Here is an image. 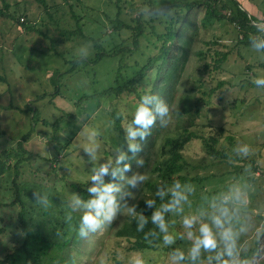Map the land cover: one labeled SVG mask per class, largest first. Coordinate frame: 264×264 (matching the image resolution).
<instances>
[{"label": "rangeland", "instance_id": "374dc122", "mask_svg": "<svg viewBox=\"0 0 264 264\" xmlns=\"http://www.w3.org/2000/svg\"><path fill=\"white\" fill-rule=\"evenodd\" d=\"M129 1H133L131 5ZM175 1L179 0H122L120 11L117 0H80L70 4L45 0L46 11L45 5L37 0H0V8L5 13L0 15V154L17 149L21 141L24 153L20 156L30 159L20 166L18 181L21 185L40 184L53 188L59 201L68 204L70 195L77 194L76 186L86 189V184L94 183L89 181L93 167L110 159L114 162L117 148L127 150L124 136L112 127L111 113L117 110L123 113L125 120L130 119L139 96L125 94L115 99L110 94L95 96L112 82V79L109 81L112 76L108 77L107 73L118 67L119 59L69 73L68 61L76 59L75 50L86 41L80 34L68 39L62 37L61 30H76L80 25L86 37L98 40L111 51L132 43L133 32L125 27L136 25L135 13L139 8L154 9L158 8L156 4ZM225 1L231 4L230 0ZM251 1L264 7V0ZM230 6L235 10L232 4ZM226 11L220 8L219 15H225ZM150 16L143 18L147 20ZM18 19L21 22L25 19L24 23L28 27L33 25L41 35L19 26ZM187 20L191 23L187 29L191 35V54L179 83L171 91L173 99L168 102L167 97L163 98L170 105L168 124L161 129L155 143L153 137L146 139L149 144L146 152L128 153L126 162L130 167L124 173V180L108 174L103 179L105 183L111 181L123 188L127 178L134 173H144V183L131 189L132 198H125L129 206L136 205L137 211L138 202L154 197L150 186L164 182L162 172L171 153L165 145L167 137L186 135L187 128L188 131L196 130L205 139L192 140L183 151L189 164L186 175L193 179L188 183L194 189L183 214L193 212L204 203V197L224 190L236 180L250 181L253 190L247 210L253 227L242 238L248 241L251 252L264 246V88L253 83L254 77L264 76V53L241 43V31L227 18L214 17L205 23V5L189 12ZM118 25L123 28L115 33L114 27ZM88 45L87 58L91 59L96 51L92 43ZM222 58L224 61L217 69V61ZM134 60L128 58L126 63L131 65ZM57 72L63 75L55 76ZM53 76L58 78L56 86L52 84ZM142 89L137 88L138 94ZM42 95L45 96L39 98ZM197 99H201L199 115L187 112L182 117L179 111L185 108L194 111ZM27 103L38 111L35 121ZM68 114L73 116L75 123L63 122ZM57 121H60L58 134ZM83 130L98 132L96 160H91L83 151L86 142L80 135ZM238 143H247L250 155L229 163L232 148ZM209 145L218 151L215 155L210 153ZM17 159L8 164L14 166ZM138 159H146V164H137ZM12 178V174L0 175V261H5L24 238L17 221L19 208L9 205L13 200ZM76 212L82 214L83 209ZM133 216L125 209L101 232L87 239L80 238L70 249L71 264H101V261L103 264H117L116 261L128 264L132 254H139L144 264H167L171 248L187 250L190 244L187 239H176L168 246L161 241L153 249L130 250L132 242L118 237L117 233ZM171 221L169 231L182 234L180 216L172 213ZM257 264H264V259Z\"/></svg>", "mask_w": 264, "mask_h": 264}, {"label": "trees", "instance_id": "16d2710c", "mask_svg": "<svg viewBox=\"0 0 264 264\" xmlns=\"http://www.w3.org/2000/svg\"><path fill=\"white\" fill-rule=\"evenodd\" d=\"M41 4H44L47 11V5L45 0H37ZM63 3L70 4L71 2H80V0H62ZM122 0H117V6L119 10L120 3ZM130 5L133 1H129ZM231 4L235 7L230 6L225 0H208L202 2L201 0H186V1H175L172 3H164L162 5L156 4L158 8L161 9L163 15H153L149 19H144L143 16H136L135 26L126 25L133 32L132 43L130 45L121 46L115 48L111 51L103 47L98 40L86 37L83 34V28L78 25L76 30H61L60 35L65 38L78 37L80 34L86 42L92 43L95 48V55L93 58H86L84 60L68 61L70 64V69L67 72L76 71L79 68L89 67L93 68L94 65L101 66L103 64H111L112 60L119 59L118 67L107 73L112 78L109 81L112 82L107 88H104L102 92L95 93V96H105L110 94V96L115 99L119 98L120 95H137L140 97L143 94L154 93L161 98L173 99L171 91L176 88L179 83L181 75L184 72L188 57L191 54V35H188L187 29L190 28V22L187 20L188 13L194 10L196 7L201 5L206 6V19L208 23L212 18L218 17L223 19L224 17L230 20L236 27L241 31L242 38L241 43L249 46L250 36H261L264 33L257 32L253 21L257 23L264 24V19L254 18L249 14V12L242 8L241 3L237 0H230ZM71 7H73L71 5ZM220 8L222 10H227L225 15H219ZM132 9V8H131ZM119 11V12H120ZM169 12V15L167 13ZM0 15H5L4 11L0 8ZM18 19L19 26H24L28 32L36 29L33 25L28 27L25 19ZM123 26L114 27L115 33H119ZM39 32L38 30H34ZM186 31V36H185ZM184 34V35H183ZM41 35V32H39ZM186 37V38H185ZM188 37V38H187ZM185 38V39H184ZM143 43L146 44L143 47ZM175 53H179L175 56ZM264 53V52H262ZM135 59L133 64H127L126 59ZM224 58L217 61L216 68L219 69ZM125 69L132 70L128 74ZM62 76V73H56L55 76ZM54 76L51 78L53 79ZM57 77L54 78V85L56 86ZM108 81V79H106ZM143 87L140 94L137 92L138 87ZM42 95L39 98H43ZM170 96V97H169ZM201 104V99L196 100L194 105V111L190 109H182L179 114L184 117L187 112H190L193 116H198L200 113L199 106ZM27 103L26 106L30 110V115H32L33 121H35L38 111L36 108L30 106ZM189 110V111H188ZM67 117L63 122L75 123L73 116L65 115ZM62 118L60 119V121ZM60 121L56 123V131L60 129ZM65 122V123H66ZM112 127L120 132L121 136H124L123 126L126 125L127 120L124 119L123 113L114 110L111 113ZM192 118H189V123L192 125ZM64 123V124H65ZM163 127L159 124H153L151 126L148 135L144 140H139L140 152L144 153L149 149V144L146 143V139L152 138V142L155 143V138L160 135L161 129ZM186 135H181L177 138L167 137L166 147L170 155H168L166 166L162 172L163 183L158 185H151L150 190L155 194L157 187H163L172 182L179 180L181 183L192 182L186 172L189 164L187 163L185 157L183 156V151L188 146V144L195 139L204 140L203 134L196 130L186 129ZM165 136V135H164ZM209 151L212 155H215V148L209 145ZM21 151V153L19 152ZM24 153V147L19 141L18 148L7 150L0 154V175L4 174L13 175L11 183L14 185L13 200L9 205L12 207H18L17 221L24 233V238L22 244L16 248L11 254L7 256L5 261H0V264H71L73 261V256L70 253L72 245L79 241L80 237L76 235V226L79 222V217L81 213L72 211L68 204L59 201L57 198L56 191L53 188H47L46 186L36 184V185H21L18 179L21 176L20 166L24 161L30 159L23 158L20 156ZM17 156L19 159H17ZM165 156L167 153L165 152ZM12 159H17L14 166L8 163ZM146 164V159L144 161ZM204 179L203 177H201ZM90 184H86V189H80L76 186L77 194L81 196L82 199H87L89 194L87 192V187ZM126 187V185L124 186ZM42 193L46 195L49 200L47 207L35 203L34 193ZM156 200L154 207H159L162 202L158 197L154 195L152 198ZM167 200V195L164 201ZM145 200L138 202L137 211L142 212L146 217L151 215L153 209L147 208L144 204ZM7 205L6 203H2ZM2 205L0 204V207ZM167 219V216H166ZM136 217L133 216L129 221H127L121 229H119L117 235L118 237L126 238L129 242H132L130 250H144L153 249L158 245L160 240V234L156 229L155 225L151 222L145 224L142 231L136 230ZM149 230L156 232L155 237L147 236L146 233ZM117 264H124L122 261H116Z\"/></svg>", "mask_w": 264, "mask_h": 264}, {"label": "clouds", "instance_id": "9594fccd", "mask_svg": "<svg viewBox=\"0 0 264 264\" xmlns=\"http://www.w3.org/2000/svg\"><path fill=\"white\" fill-rule=\"evenodd\" d=\"M163 15L162 10L141 7L137 10V16ZM169 15V12L167 13ZM257 32L264 33V24L253 21ZM249 46L256 52H264V35L250 36ZM77 60H84L89 55V45L85 42L75 50ZM253 83L258 88H264V76H256ZM170 119V105L158 95L143 94L139 97L131 118L123 126L126 151L116 149L114 162L112 159L107 163L93 167L90 172L87 187L90 194L87 199L72 193L68 201V207L72 211L83 209L76 226V235L81 239H87L91 234L101 232L105 226L123 211L136 217V230L142 231L145 224L151 222L160 234V240L165 246L172 245L176 239H187L190 241L186 251L180 248H171L167 256V264H257L264 259V246H259L249 252V244L242 237L249 233L253 225L250 213L247 210L249 195L253 190L250 181L236 180L227 185L222 191L215 192L204 197V203L189 213H184L185 205H189V197L194 189L191 184L181 183L179 180L170 185L157 187L155 196L162 202L159 207H154L156 200L146 199L144 204L153 209L150 216L136 211V205L129 206L127 198L133 197L131 189L142 185L146 179L144 173H134L127 178L126 187H121L114 182H104V175L124 180V173L129 170L128 153L135 154L140 150L139 140H144L151 126L158 121L159 126H166ZM80 135L85 139L82 147L84 153L91 160H96L99 142L98 132L83 130ZM251 148L247 143H238L232 148V156L229 163H235L238 159L247 158ZM137 164L142 165L144 161L138 159ZM111 166V167H110ZM35 203L47 207L49 200L42 193H34ZM167 195V200L164 201ZM180 216V224L183 233L173 234L169 231L172 223L171 214ZM167 216V219H166ZM155 237L156 232L149 230L145 234ZM101 264L103 262L101 261ZM128 264H144L139 254H132L128 258Z\"/></svg>", "mask_w": 264, "mask_h": 264}, {"label": "crops", "instance_id": "0c3cea01", "mask_svg": "<svg viewBox=\"0 0 264 264\" xmlns=\"http://www.w3.org/2000/svg\"><path fill=\"white\" fill-rule=\"evenodd\" d=\"M241 3V2H240ZM241 5L243 6V8H245L246 10H248L249 14L251 16H259L261 17V19H264V7L261 6V4L257 3V2H253L250 0L241 3Z\"/></svg>", "mask_w": 264, "mask_h": 264}]
</instances>
